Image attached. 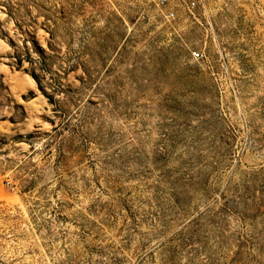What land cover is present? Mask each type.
I'll return each mask as SVG.
<instances>
[{
	"label": "rangeland",
	"instance_id": "rangeland-1",
	"mask_svg": "<svg viewBox=\"0 0 264 264\" xmlns=\"http://www.w3.org/2000/svg\"><path fill=\"white\" fill-rule=\"evenodd\" d=\"M0 264H264V0H0Z\"/></svg>",
	"mask_w": 264,
	"mask_h": 264
},
{
	"label": "built area",
	"instance_id": "built-area-1",
	"mask_svg": "<svg viewBox=\"0 0 264 264\" xmlns=\"http://www.w3.org/2000/svg\"><path fill=\"white\" fill-rule=\"evenodd\" d=\"M198 0H157V4L162 8V15L165 19H172L177 15V9L191 11L196 6ZM194 56H198V51H193Z\"/></svg>",
	"mask_w": 264,
	"mask_h": 264
},
{
	"label": "trees",
	"instance_id": "trees-1",
	"mask_svg": "<svg viewBox=\"0 0 264 264\" xmlns=\"http://www.w3.org/2000/svg\"><path fill=\"white\" fill-rule=\"evenodd\" d=\"M16 62H19L20 61V59L18 58V54H16ZM29 72V74L31 75V77L35 80V82L38 84V86H39V88H40V85H39V81H38V78H37V75H36V73L33 71V70H29L28 71ZM51 97L50 96H48V99H50Z\"/></svg>",
	"mask_w": 264,
	"mask_h": 264
},
{
	"label": "bare ground",
	"instance_id": "bare-ground-1",
	"mask_svg": "<svg viewBox=\"0 0 264 264\" xmlns=\"http://www.w3.org/2000/svg\"><path fill=\"white\" fill-rule=\"evenodd\" d=\"M28 78L31 81V83L34 85V80L31 77H29V76H28Z\"/></svg>",
	"mask_w": 264,
	"mask_h": 264
}]
</instances>
